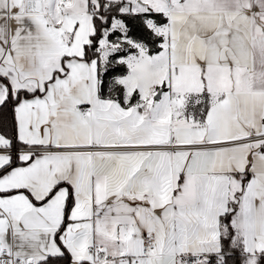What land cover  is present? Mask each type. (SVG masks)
I'll use <instances>...</instances> for the list:
<instances>
[{
  "label": "snow or ice",
  "instance_id": "obj_1",
  "mask_svg": "<svg viewBox=\"0 0 264 264\" xmlns=\"http://www.w3.org/2000/svg\"><path fill=\"white\" fill-rule=\"evenodd\" d=\"M0 264H264V0H0Z\"/></svg>",
  "mask_w": 264,
  "mask_h": 264
}]
</instances>
